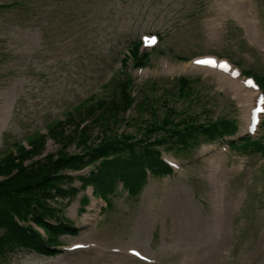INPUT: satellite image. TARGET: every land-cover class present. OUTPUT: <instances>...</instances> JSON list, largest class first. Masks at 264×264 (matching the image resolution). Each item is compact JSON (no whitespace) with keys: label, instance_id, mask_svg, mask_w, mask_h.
<instances>
[{"label":"rangeland","instance_id":"obj_1","mask_svg":"<svg viewBox=\"0 0 264 264\" xmlns=\"http://www.w3.org/2000/svg\"><path fill=\"white\" fill-rule=\"evenodd\" d=\"M212 1L215 0H0V117L15 88L10 116L0 133V154L8 148L13 150L17 142L26 145L30 135L46 133L49 125L72 117L79 120V112L86 113L85 108L91 104L86 100L103 95V86L114 79L120 83L131 79L137 93L127 134H137L138 125L133 126L137 120H153L154 115L140 110L141 102L150 100L157 117H163L171 108L182 113L170 119L177 123L181 120L183 125L189 121L233 119L242 136L249 114L246 122V110L239 99L228 87H219L214 73L193 70L190 61L202 56L228 59L239 77L254 75L259 82L264 80V45H255L247 28L233 15L223 21L218 40L211 39L209 23L218 17ZM233 1L227 0L228 7ZM249 1L255 21L261 20L264 32V0ZM152 34L160 38L152 49L142 47L148 58L138 62L128 56L126 66H121L128 50L133 51L142 37ZM164 61L175 70L164 72ZM221 74L227 77L228 72ZM181 79L188 82L184 95ZM82 103L84 108L78 110ZM259 118L261 126L257 125L255 139L264 129V114L260 113ZM86 122L90 124L91 119L82 127ZM73 128L74 124H69L68 132ZM231 139H202L199 146L188 151H178L177 147L182 146L171 143L173 150L163 151L181 168L174 169L172 176L150 173L137 198L121 191L111 197L107 206L106 199L103 202L92 196V187L80 190L68 202L47 198L46 206L55 214L48 217L50 223H56V217L62 215L81 232L62 237V245L85 246L53 257L33 250L18 251L0 259V264H130L121 258H129L127 253L87 247L94 243L124 251L129 247L144 248L150 259L165 264L192 263L193 253L200 255L201 264H264V155L230 149ZM47 146L48 152L59 149L49 140ZM210 160L215 163L212 167L221 165V161L226 165L221 202L215 203V191L208 178ZM90 167L72 173L76 177L74 186L81 188L77 177L87 175ZM118 185L121 189L122 184ZM63 186L67 188L69 184ZM85 198L88 200L84 206ZM88 215L94 219L90 220L91 227L86 225L87 219L83 221ZM217 225L227 231L220 243L212 238ZM38 231L46 237L42 228Z\"/></svg>","mask_w":264,"mask_h":264},{"label":"trees","instance_id":"obj_2","mask_svg":"<svg viewBox=\"0 0 264 264\" xmlns=\"http://www.w3.org/2000/svg\"><path fill=\"white\" fill-rule=\"evenodd\" d=\"M139 46L133 49V58L138 60L143 59L137 56ZM127 63L128 58L123 61V66ZM181 81L180 90L184 95L188 82L185 79ZM259 82L264 87V80L259 79ZM131 83L130 80L120 83L114 79L105 84L103 95L86 100L91 104L85 108L86 113L79 112V120L72 117L70 121L53 124L47 134L31 135L28 138L29 148L16 144L15 150L0 158V259L27 250L47 257L56 256L60 253L58 246L62 244L61 238L77 233L73 223L61 214L56 217V223H50L48 217L55 214L51 207L46 206L47 198L70 201L80 190L86 191L89 187L93 188V196L106 199L107 206H110L111 197L121 191L127 197L137 198L150 173L158 176L172 174L161 160L158 147L173 150L171 143L174 142L182 146L177 147L178 151H188L199 146L202 139L223 141L238 131L237 123L227 120L209 121L198 126L189 121L179 126L170 119L175 110L168 108L163 117H157L153 114L152 103L147 100L141 102L140 110H146L151 117L154 115L153 120L149 117L134 121L133 126L138 125L136 137L130 133L119 137L117 129L125 123L124 115L134 104V98L128 93ZM84 106L82 103L78 110ZM89 119L91 123L86 122V126L82 127L83 122ZM69 124H74L70 132L67 130ZM141 134H145L146 138H140ZM263 136L264 130L257 140H244L240 146L232 142L233 148L253 150L264 155ZM49 139L59 145V149L42 157ZM73 147L75 152L70 150ZM90 166L89 174L77 177L82 182L81 188L74 186L76 177L70 172ZM119 183L122 184L121 189ZM63 184L69 186L64 188ZM87 200H83V205ZM38 228L44 230L46 237Z\"/></svg>","mask_w":264,"mask_h":264},{"label":"bare ground","instance_id":"obj_3","mask_svg":"<svg viewBox=\"0 0 264 264\" xmlns=\"http://www.w3.org/2000/svg\"><path fill=\"white\" fill-rule=\"evenodd\" d=\"M234 1H237L240 4H242L245 7V9L248 11V13L255 19L254 9H253L251 2L249 0H234ZM212 7L216 9L218 17L213 18L211 20V22L209 23V28L212 29V33L210 34L211 39L213 38L214 40H218V38L220 36H217V35L220 34L222 31L223 21L229 15H233L236 17L237 21L240 22L241 25L243 24L247 28L248 33H249V38L252 40V42L255 45H259V46L264 45V32L260 29V26L262 23L258 27L256 21H254L249 26L240 14H238V13L235 14L234 11L228 10L227 0H215L214 2L212 1ZM207 59H212V57H206L203 60H207ZM163 67H166V69H164V72L167 71L168 69L173 70V71L175 70L174 66L167 61L163 62ZM190 67H195V68H192L195 71H204L206 73H210V72L214 73V75H216L219 87H221V88L228 87L233 92V96L235 98L239 99V102H240L242 108H244V110H246V113L244 115V119L246 122L248 121L249 110H250V108L251 109L253 108L254 103L256 101V98H257V95H258V92H254L253 90L245 88L243 84H240L239 79H232L228 75L226 77L223 74H221L220 72H218L214 69H211V67H207L206 65H198L197 64L195 66V65H193V61L191 60L190 61ZM14 91H15V88L11 91L10 96L7 97V100L4 103L3 113H2V116L0 117V133H1L2 129L4 128V126H6L7 118L10 116V110H11ZM249 119H250V116H249ZM247 128L245 130H247ZM209 150L210 149H208L206 151L208 152ZM220 163H221V165L212 167L215 163L213 160L209 161V171L210 172H209L208 178L211 182V185L212 184L214 185V186L212 185V187L215 191L214 192L215 203H216V201L221 202L223 199L224 184H223L222 180L223 179L226 180V165L224 164L223 161H221ZM235 203H236L235 205L237 206L239 204V200L237 199L235 201ZM226 215H227V204L224 205V208L222 209L221 218L224 220ZM91 217L92 216L88 215L83 221H85L87 219V221L85 222L87 224V222L89 221V219ZM217 234H218V236L215 237ZM225 234H227L226 227L221 226V225H217L216 227L213 228V237L212 238L214 239L215 243H220L221 241L224 240ZM83 242H79V243H83ZM86 242L89 243L90 241H86ZM109 247L110 246H108V248ZM191 255H192V257H190V258H192L194 264H201L200 263V255H198L196 253H193ZM185 257H183V258H185ZM121 258L128 259L130 264H140V263L133 261L127 257L125 258V257L121 256Z\"/></svg>","mask_w":264,"mask_h":264},{"label":"snow or ice","instance_id":"obj_4","mask_svg":"<svg viewBox=\"0 0 264 264\" xmlns=\"http://www.w3.org/2000/svg\"><path fill=\"white\" fill-rule=\"evenodd\" d=\"M196 63L198 65H208V66H212V67L217 66V61H215V60H198V61H196ZM220 67H222L226 71L228 70V66L226 64L220 65ZM249 84H251L250 81H249Z\"/></svg>","mask_w":264,"mask_h":264}]
</instances>
